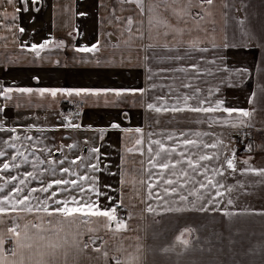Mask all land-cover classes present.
<instances>
[{"label":"snow or ice","instance_id":"snow-or-ice-1","mask_svg":"<svg viewBox=\"0 0 264 264\" xmlns=\"http://www.w3.org/2000/svg\"><path fill=\"white\" fill-rule=\"evenodd\" d=\"M9 5L19 4L15 9L13 19L16 14L33 13L29 18L30 24L38 22V14L41 12L42 0H5ZM95 7L102 9L104 15L99 17L101 25L107 23L113 31H102L100 38L90 46L84 45L75 47L77 53L92 54L87 61L80 62L95 63L101 65L105 63L104 70L115 76L123 75L125 66L144 67L148 87H45L32 88L7 85L0 82V98L4 104L0 106V264H146V256L139 244L131 241H139L140 237L125 236V232L142 231L137 226L133 228L131 219L135 218L134 213L128 214V219L118 215V207L123 206V202L117 204L114 198L108 195L103 189H110L111 185L105 184L102 187L98 184V178L90 175L87 171L85 175H78L72 170V165L80 161V167L90 169L92 173L101 171L99 163H83V157L77 156L68 161L67 157L56 160L52 151L45 147L39 149L41 154H47L45 160L41 156L32 153V160L29 156L17 149L15 141H32V136L17 135L18 128L8 126L7 110L10 107L20 109L31 107V99L20 102L25 96L51 97L53 104L57 98H65V102L90 106H102L104 108L119 109L122 104L130 101L137 106L144 107L149 114H173L176 123L182 121L175 120V114L185 112L195 114H205L204 119L195 121L188 120L187 123H206L211 127L217 125L233 129L230 133L233 137H243L245 151L255 154H264V25L257 29L246 27L247 15L242 19L231 16L233 9L242 12L249 5L242 3L236 7L234 2L229 0H94ZM54 7H59L55 5ZM223 17V35L220 43H217L218 30L216 22V9ZM70 9L65 8V11ZM156 11L157 16L152 13ZM129 13L127 16L124 13ZM80 17L88 15L86 12L74 13ZM7 17V13H0ZM147 16L150 25L148 38L157 39L156 43L144 44L146 36L144 30V17ZM176 23H172V19ZM230 20H234L236 28L232 31L229 42L228 30L232 27ZM55 23V21H53ZM183 25V26H181ZM152 29H156V37L151 35ZM163 29V31H160ZM11 30V29H10ZM19 33L23 34L26 29L18 26ZM193 31L203 33L200 36L184 40V35ZM120 36L127 34V40L123 41L129 50V56L122 57L119 63L115 59V51L118 44H109L104 37H111L114 34ZM72 34L69 33V36ZM171 37V41H169ZM163 39V43L159 42ZM4 37L0 36V40ZM239 41V43H237ZM7 45H5L6 47ZM64 40L57 41L55 37L44 39L40 43H32L28 51L36 57L43 59L41 53L50 48H63ZM21 47H26L21 44ZM247 50L251 54V59L239 67L233 66L226 56L221 57L215 53L221 50ZM135 51L137 64L131 65V52ZM212 52L211 57L208 53ZM260 53L259 58L257 54ZM199 54V61L192 62L194 56ZM111 56L112 58H108ZM182 61H188L186 65ZM59 63V61H56ZM157 65L153 68V65ZM209 65L204 69L209 75H213V65L215 74L219 76L218 83L208 89V95L201 98L202 89L196 86L201 76V66ZM168 65V66H164ZM178 74H184L181 78ZM256 80V86L247 96L245 107L227 106L226 99H214L225 89L237 87L236 80L240 85L250 84ZM32 79L38 80L39 76ZM181 84L175 86L176 80H181ZM159 81V83H157ZM164 91V95L151 97L150 102H145L149 93L157 89ZM183 89V91H181ZM195 101V103H189ZM43 105H37L42 107ZM52 106V105H49ZM227 114L225 117L224 114ZM214 114H219L214 118ZM81 115V112H69L63 115V120L58 127L53 130L74 129L80 130V123H72L71 118ZM127 117L128 113L124 112ZM36 119H39L38 117ZM172 121H169L171 123ZM160 120L149 116L148 127L159 126ZM34 125H28L24 131L31 129ZM89 128H92L89 125ZM43 132L44 129H38ZM94 132L104 138V134L109 130H116L126 134V144L124 151L133 154L131 167L132 180L128 179L130 174L127 167L128 161L122 157L124 167L118 173L120 175L121 190L128 188L131 184L134 195L129 200L132 208L146 205L142 209L143 213L150 214L155 223H159L158 217L169 213H198L201 215H214L219 213L228 223L225 224L224 232L213 230L205 243L210 245L208 252L213 247L219 246V251L223 253L227 250L233 252V247L237 243L235 239L241 236V231L232 230V222L240 216H264V209L242 208L236 209V202L240 196L252 195L249 191L254 186L264 185V167L253 166L252 155L243 159V167H238L239 157L235 148L231 149L229 155L220 152V148H230L225 145L224 140L212 132H192L187 131H165L163 133L145 132L143 127L123 128L118 120H111L106 126L92 128ZM3 134H9L5 139ZM214 136V142L209 144L203 140L189 138L191 136ZM159 136L160 138H155ZM183 137V139H181ZM260 143L257 144L256 140ZM171 142L170 144L165 143ZM89 141L86 139L85 144ZM131 146H128V145ZM147 145V147H145ZM69 149L76 148V144L67 145ZM183 148L182 151L178 149ZM216 149L211 155L202 154L203 149ZM8 149L15 150L11 154ZM195 149V151H192ZM63 151V146L57 149ZM89 156H96L99 161L102 155L100 147L87 148ZM147 153V161L143 158ZM140 154V159H135V154ZM221 160L223 161L221 163ZM19 161V163H17ZM174 161V162H173ZM213 161L218 166L209 167ZM69 163V167H64ZM34 169L21 172L22 165H29ZM47 167L40 168L41 165ZM139 164L140 167H136ZM186 165V167H185ZM160 171H153L156 168ZM179 167V171H177ZM12 170L18 174L13 175ZM63 173L61 178H52L45 182L44 176L55 177L56 173ZM168 178H165V176ZM256 176L262 178L256 185L245 183L244 180H235V177ZM75 178H65V177ZM203 179H198V177ZM22 177V178H21ZM145 177L147 179H145ZM172 177H175L173 179ZM232 179L234 183H228ZM39 181V187H32V181ZM147 188L146 196L136 187V184ZM87 185V186H85ZM198 185V187H197ZM55 189V190H53ZM75 192L76 195L71 193ZM235 193V197H233ZM97 197L96 200L92 196ZM104 198L112 201L113 205L100 204L99 199ZM226 199V204L224 203ZM135 199L138 203H131ZM155 203V207L153 206ZM35 214L34 220H29L21 225L19 221L25 219L24 214ZM6 225H9L6 227ZM103 233V234H101ZM111 234L113 239L107 237ZM187 236V239L182 237ZM116 237H120L116 241ZM130 241L125 247L124 241ZM180 245L184 248L192 246L193 243L200 246L203 252L205 248L200 244L197 230L188 227L177 237ZM225 241L227 243H225ZM135 246L136 255L133 256L129 249ZM177 245L161 249L162 253L174 252ZM33 255L37 257L33 260ZM246 255H262L264 249L253 252L249 249ZM127 257V258H126ZM235 264H242L236 261Z\"/></svg>","mask_w":264,"mask_h":264},{"label":"crops","instance_id":"crops-1","mask_svg":"<svg viewBox=\"0 0 264 264\" xmlns=\"http://www.w3.org/2000/svg\"><path fill=\"white\" fill-rule=\"evenodd\" d=\"M229 2H234L235 6L240 7L242 0H229ZM244 3H247L249 6L244 9L242 12H236L233 9L231 16L236 17L237 19H242L247 15L248 22L246 27H250L253 29H259L261 25H264V0H243ZM55 5H59V7H54ZM19 4L9 5L5 2V0H0V13H7V17L0 15V36L4 37L3 40H0V82H4L7 85H12L13 82L16 86L20 87H32V88H45V87H116V86H128V87H143V84L140 81L141 74L142 79L144 81L145 87H148V82L146 80V72L144 67H130L125 66L124 69H128L129 84L123 82L125 75L123 72V76H115L110 72H106L104 70L105 63L102 62L101 65H96L95 63H87L80 62L82 59L87 61L91 58L92 54H84L77 53L74 51V46H90L92 43H95L98 38H100L102 31H113L112 27L105 23L101 25L99 22V17L104 15V11L102 9H97L95 7L94 0H42L41 4V12L38 14V22L35 24L29 23V18L33 13H17L16 19H13V13H15V9L19 7ZM65 8L70 9L69 11H65ZM216 22H217V30L218 37L217 43H220V37L223 35L222 27H223V17L219 11V8L216 10ZM78 12H86L88 15L80 17L75 15L74 13ZM129 13H124L127 16ZM154 17L157 16V12L154 11L152 13ZM172 19L171 17H169ZM55 21V23H53ZM144 30L146 32L145 39L143 41L144 44L148 43H156L157 39H149L148 32L150 25L148 24L147 16L144 17ZM232 25L228 30L229 42L231 41L232 31L236 28V23L234 20L229 21ZM172 23L175 24L176 20L172 19ZM19 27H24L26 31L21 34L18 31ZM183 26V25H181ZM11 29V30H10ZM163 31V29H160ZM69 33L72 35L69 36ZM118 33L114 34L115 40H111L108 37H104V39L108 40V43L118 44L119 46L116 49H109L108 51H115V59L119 63L122 57L129 56V50L127 45L123 44L124 40H127V34L124 36H120L119 40L117 39ZM151 35L156 37V29H152ZM203 33H197L193 31L190 35L185 34L183 39L189 40L193 37L200 36L203 38ZM55 37L57 41L64 40L65 46L63 48H50L41 53V57L43 59L35 56L34 53L29 52L27 49L30 47L32 43H40L44 39L49 37ZM171 41V37L168 38ZM159 42L163 43V39L159 38ZM239 43V41H237ZM21 44H25L26 47L22 48ZM5 45H7L5 47ZM213 55L212 52L208 53V56L211 57ZM217 56L224 57L226 56L228 61L235 67H239L241 64L246 63L251 59V54L247 50L241 52L235 49L233 50H221L220 52L215 53ZM260 53L257 54V58H259ZM108 58H112L108 56ZM200 56L196 54L194 56V60L192 62L199 61ZM59 61V63H56ZM137 57L135 51L131 52V65L137 64ZM186 62V61H182ZM188 62V61H187ZM219 65H213L212 72L213 75H210V82L205 83L203 79V65L201 66V78L199 81H196V86L200 87L203 91L200 94L201 98L207 96L208 89L213 88L219 80V76L215 74V68ZM155 64L153 68H155ZM123 69V70H124ZM134 72V74H133ZM132 73V77H131ZM33 76H39L38 80L32 79ZM183 78L184 74L180 75ZM136 79L139 80L135 81ZM182 79L179 80L178 86L181 84ZM159 83V81H157ZM237 87L231 89H225L221 92L220 95H223V99H226L227 104L231 107H250L247 104V96L252 91V89L256 86V80L253 78L250 84L240 85V81L236 80ZM158 91H154L149 93L147 100L150 97L154 96L156 92L158 94L164 95V91L157 89ZM183 91V90H182ZM235 91L242 95V103H238L236 105L230 104L229 101H234ZM28 99H31V107H23L20 109H16L14 107H10L7 110L8 117V126H14L18 128V132L21 137L23 136H32V141H25L23 139L15 141L17 144V149L19 151L25 152L29 159L32 160V153L35 152L37 156H41V158L47 160V154H41L39 149L49 148L54 154V158L56 160H62L67 157L68 161L75 159L74 152L72 149H69L67 145L74 143V137L71 134L72 129H60L53 130L58 127L59 123L63 120V115H67L69 112H72V109L75 104L65 102V98L59 97L57 98V102L53 104V98L51 97H27L25 96L20 102H24ZM3 98H0V106L4 104ZM189 103H195V101H190ZM37 105H43L42 107H37ZM52 105V106H49ZM66 106V107H65ZM82 108L87 109V113L81 114L80 123L92 124V127H104L107 125V120H118L121 122L122 127L125 128L126 125H136V121L133 123L130 119H126L123 115L122 119L120 110L122 109V105L117 110L115 108H109L114 110L113 113L110 111H105L106 108L102 106H90L89 104H81ZM154 119L159 118L163 121H174L173 114L171 113H163V114H150ZM219 115V114H218ZM39 119H36V118ZM0 119H4L3 116H0ZM182 121L180 125L182 126H195L197 127L200 124L196 123H187L188 120H197L203 119V114H195L185 112L183 114L177 113L175 114V120ZM95 120V121H93ZM102 120L105 122L102 123ZM128 120V121H127ZM71 122L73 120L71 118ZM105 123V124H104ZM172 123V122H171ZM169 123V125H171ZM28 125H34L31 129L24 131ZM164 125V124H163ZM38 129H44L43 132ZM92 129V128H91ZM114 131V130H112ZM99 134V133H98ZM4 138L7 139L9 134H3ZM116 135L112 134V137L108 139L110 143L115 141ZM121 132H118L116 141L118 142V150H116L117 161L119 162L122 157L128 158L133 161V154L126 153L124 151L126 144V136L121 138ZM100 136L98 135V138ZM101 140V138H99ZM63 146V151L58 152L57 149ZM10 154L15 151L12 149L7 150ZM102 155L100 156V168L105 162L106 156V148L104 146L101 147ZM114 153V151H113ZM137 154V153H136ZM135 154V159L137 155ZM114 158V156L112 157ZM117 162V164H118ZM19 163V161H17ZM64 167H69V163H65ZM47 167V165H41L40 168ZM72 170H75V165H72ZM106 168V167H105ZM33 171L34 169L29 165H22L21 172L24 170ZM83 169V168H82ZM103 169L101 168V171ZM83 171H85L83 169ZM100 171V172H101ZM104 172V171H102ZM90 173V170H89ZM13 175H17L18 173L12 171ZM132 175V173H131ZM64 174L57 172L55 177L51 175H45L43 178L45 182L49 181L52 178H61ZM117 181L113 184V187L121 189L119 175L116 174ZM22 178V177H21ZM71 179L72 177H65ZM102 182V181H101ZM102 184V183H101ZM32 187H39V181H32ZM137 187V185H136ZM128 191H134L131 184L128 188ZM55 190V189H53ZM25 219L19 221L21 225L27 223L29 220L35 219V214H24ZM9 225H6V227ZM103 234V233H101ZM125 236L136 237L139 236L140 239H144V235L138 234L137 232H125ZM108 239H113L111 234L107 237ZM116 241H119L120 237L115 238ZM139 239V240H140ZM130 241L125 240V247ZM134 245L139 244V241H131ZM129 251L135 256L136 249L135 246ZM127 258V257H126ZM37 257L33 255V260L35 261ZM147 262V261H146ZM153 263V262H152ZM149 263V264H152ZM114 264V262H112ZM148 264V262L146 263Z\"/></svg>","mask_w":264,"mask_h":264},{"label":"rangeland","instance_id":"rangeland-1","mask_svg":"<svg viewBox=\"0 0 264 264\" xmlns=\"http://www.w3.org/2000/svg\"><path fill=\"white\" fill-rule=\"evenodd\" d=\"M182 64L186 65L189 62H181ZM157 67V65H155ZM168 66V65H164ZM155 67V68H156ZM209 65L204 64L203 65V79L204 82H210V75L204 71V69L208 68ZM128 69H124L123 72L125 75H121L124 78L125 83L129 84L130 78L127 77L128 75ZM134 74V72H133ZM181 75V74H178ZM142 74L140 81L144 85V81L142 79ZM132 77V73H131ZM135 81H138L136 79ZM179 80L175 81V86L178 87ZM183 89H181L182 91ZM158 91V90H155ZM221 94V93H220ZM217 95L214 97V99H223V95ZM208 95V93H207ZM154 96H161V94H156ZM152 97V96H151ZM151 97L149 100H147L148 97L145 98V102H150ZM234 101H229L230 104H238L242 103V95L235 91V98H233ZM227 106H229L227 104ZM231 107V105H230ZM122 109L120 110L121 117L124 115V112L128 113V116L126 119H130L133 121V123L136 121V125L128 126L126 125L125 128H136V127H143L145 129V132H156V133H163L165 131L171 132L176 131L179 133L180 131H187L191 129L192 132H212L217 135H219L223 140L225 145H230L231 147L228 149H225L223 147L220 148V152L224 155H229L231 153V149L235 148L237 151V155L239 157L238 167H243V159L246 158L249 155L253 156V159L251 161L253 166L256 167H264V154H255V153H249L245 151L244 143H241L240 140H237L236 137H233L230 135L231 132H233V129L228 127H220L217 125H212L209 127L208 124L202 123V125L195 126H182L180 123H176L175 121H172L171 125H169V122L160 120L159 126H153L152 128L148 127L149 124V116L150 114L147 113L144 110V107L137 106L134 102H129L128 104H122ZM72 113L75 112H81L87 113L86 108H82L80 105H75L72 109H70ZM110 111V113H113L114 110H111L109 108H106L105 111ZM118 110V109H117ZM119 111V110H118ZM218 114H214V118L218 117ZM224 116L226 117L227 114L225 113ZM205 118V114H203V119ZM81 115L75 116L72 118L73 123H80ZM122 119H125V117ZM112 120V119H110ZM178 120V119H177ZM95 121V120H93ZM128 121V120H127ZM105 122V120H102V123ZM109 119L107 120V124L109 123ZM82 125L80 130H71V134L74 137V143L76 144V148H72L74 152L75 158L77 156L86 158L84 159L83 163L85 165L89 163H99L96 156H89V153L86 151L87 148L91 147H102L104 146L106 148V160L103 162L101 168L104 172H95L92 173L90 169H86L84 167H80V161L77 162L75 165V172L78 173V175H85L86 171L90 175H94L98 178V184L102 187L105 184L111 185L110 189H103L104 191L108 192V195L112 196L114 198V201L117 204H120L123 202V206L118 207V215L123 216L126 219H128V214L130 212L134 213L135 218L131 219V224L133 228H137L139 226L142 231H136L138 234L144 235V239H140L139 243L140 246L143 249V255L146 256L147 262L152 264H235L236 261H242V264H264V256L262 255H246L249 249H252L253 252H257L260 249H264V216H240L236 217L232 222V230L236 231L239 229L241 231V236L236 237L237 243L233 247V252L229 253L227 250H225L223 253L219 251V246L213 247V250L211 252L207 251V248L210 247L205 241L209 237L210 233L213 230L216 231H222L224 232V235L227 236L228 232L225 230V224L228 223V221L219 213H216L214 215L209 214H198V213H169L163 216L158 217L159 223L154 222V218L150 214L143 213L142 209L146 207V205H140L139 207L132 208L129 206V200L134 195V191H128L126 188L121 190L119 188L113 187L111 184L113 182L116 183L117 176L121 169L124 167L122 164V159L118 162L117 161V155L116 150H118V142L116 141L118 132L116 130L112 131L109 130L104 134L103 139H99L98 132H94L91 128H89V125L92 126V124H85L80 123ZM105 124V123H104ZM164 124V125H163ZM106 126V125H104ZM97 128V127H92ZM16 134H19L17 132ZM113 135H116L113 139V143H110L108 139L112 137ZM122 136L121 138H124L126 134L121 132ZM155 138H160L159 136ZM189 138L192 139H198L203 140L205 143H213L215 137L214 136H202V137H196L191 136ZM88 140L89 142L85 144V140ZM183 139V137H181ZM166 145L170 144L171 142L165 140ZM256 143L259 144L260 140L257 139ZM125 146V145H124ZM128 146H131L130 144ZM147 147V145H145ZM183 148L178 149V151H182ZM114 151V153H113ZM192 151H195L193 149ZM216 149H203L202 154H208L211 155L213 152H216ZM137 160H139L140 154L137 153ZM114 156V158H112ZM125 158V157H124ZM145 161H147V153L145 152V155L143 157ZM128 161L127 167L129 169V176L128 179L132 180L131 175V167H132V160L126 158ZM2 160V158H0ZM118 162V164H117ZM174 162V161H173ZM223 161L221 160V163ZM212 166H218L216 165V162L213 161L211 164H209V167ZM106 167V168H105ZM136 167H140L139 164L136 165ZM186 167V165H185ZM85 171H83V169ZM15 172V170H12ZM153 171L159 172L160 169L157 167ZM179 171V167L177 169ZM0 175H3L0 173ZM119 175V174H118ZM75 178V177H72ZM165 178H168L166 175ZM175 179V177H172ZM119 181H120V175H119ZM145 179H147L145 177ZM198 179H203V177H198ZM262 178L256 177V176H248V177H241L237 175L235 177V180H244L245 183H251L253 185H256V182L258 180H261ZM45 180V179H44ZM102 181V182H101ZM235 181L232 179L228 180V183H234ZM2 183V181H0ZM102 183V184H101ZM137 188L140 189V191L146 196L147 194V188L141 187L138 183L136 184ZM87 186V185H85ZM198 187V185H197ZM249 191L252 193V195L247 196H240V198L236 202V209H242V208H254V209H264V185L261 186H254L249 189ZM72 195H76L75 192L71 193ZM235 193H233V197H235ZM93 200H96L97 197L95 195L92 196ZM226 199L224 203L226 204ZM100 204L108 205L111 207L113 205L112 201H108L104 198L99 199ZM131 203H138L135 199L131 200ZM153 206L155 207V203L153 202ZM192 227L197 230V234L200 238V244L203 245L205 248V251L200 250V246L196 245L195 243L192 244V246L184 248L183 245L179 244V241L177 240V237L181 236V233L184 231L185 228ZM188 237L185 235L182 237V239H187ZM225 243H227L225 241ZM176 244V250L174 252L169 253H162L161 249L172 246ZM146 262V263H147Z\"/></svg>","mask_w":264,"mask_h":264},{"label":"built area","instance_id":"built-area-1","mask_svg":"<svg viewBox=\"0 0 264 264\" xmlns=\"http://www.w3.org/2000/svg\"><path fill=\"white\" fill-rule=\"evenodd\" d=\"M236 139L242 141L243 137H236Z\"/></svg>","mask_w":264,"mask_h":264},{"label":"flooded vegetation","instance_id":"flooded-vegetation-1","mask_svg":"<svg viewBox=\"0 0 264 264\" xmlns=\"http://www.w3.org/2000/svg\"><path fill=\"white\" fill-rule=\"evenodd\" d=\"M111 40H112V41H113V40H115V37H114V36H112V37H111ZM65 107H66V106H65Z\"/></svg>","mask_w":264,"mask_h":264}]
</instances>
